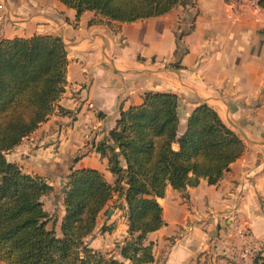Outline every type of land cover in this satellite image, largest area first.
Returning a JSON list of instances; mask_svg holds the SVG:
<instances>
[{
    "label": "crops",
    "instance_id": "crops-1",
    "mask_svg": "<svg viewBox=\"0 0 264 264\" xmlns=\"http://www.w3.org/2000/svg\"><path fill=\"white\" fill-rule=\"evenodd\" d=\"M256 2L195 0L193 8L177 6L148 19L88 24L92 12L75 19L74 10L57 0H0V39L52 34L65 44V82L53 111L5 153L54 189L59 179L55 234L68 170L95 168L112 183L96 143L107 136L119 111L139 104L144 92L167 91L177 96L178 132L204 101L241 137L244 149L215 185L200 178L184 190L165 186L156 198L163 224L141 241L151 243L149 264H252L264 254V8ZM121 210L106 212L105 223H118L112 233L98 235L99 242L91 238V247L102 250L113 238L117 257L127 236ZM243 229L250 253L241 250Z\"/></svg>",
    "mask_w": 264,
    "mask_h": 264
},
{
    "label": "trees",
    "instance_id": "trees-1",
    "mask_svg": "<svg viewBox=\"0 0 264 264\" xmlns=\"http://www.w3.org/2000/svg\"><path fill=\"white\" fill-rule=\"evenodd\" d=\"M57 1L73 9L75 19L92 12L88 24L130 23L164 15L177 6H195V0ZM256 3L264 8V0ZM66 63L65 44L58 35L0 39V261L149 264L151 243L141 241L163 224L156 198L165 186L184 190L200 178L217 184L242 153L244 142L204 101L193 107L178 132L176 94L146 91L139 104L119 111L107 136L95 145L113 182L95 168L68 170L64 210L55 234L53 221L47 226L50 216L41 201L51 185L41 175L22 171L5 153L51 114L63 92ZM113 193L117 196L111 206L124 210L127 231L117 257L101 253L86 239ZM252 264H264V254H257Z\"/></svg>",
    "mask_w": 264,
    "mask_h": 264
},
{
    "label": "rangeland",
    "instance_id": "rangeland-1",
    "mask_svg": "<svg viewBox=\"0 0 264 264\" xmlns=\"http://www.w3.org/2000/svg\"><path fill=\"white\" fill-rule=\"evenodd\" d=\"M59 177H61V176H59ZM66 181H67V178H66V180H63V183H65ZM60 186L61 185H60V182L58 179L56 189H54L51 185L52 189L47 194L41 196V201L43 203V207L50 216V220L48 222L49 225H51L52 221H53V225H54V222L57 219V215L59 214V210L61 209V206H60V204H61V202H60ZM64 187L65 186H63V188ZM111 204H112V201L111 200H110V202L108 201V203L106 204L104 209L98 215V217L96 219L95 227L93 229V233H91V235L87 238L88 241H90L91 238L97 237V242H99L101 240V237H99L98 235H102V234L105 235L106 233L107 234L112 233V229L118 223L117 219H115L111 223H105V221L107 219L106 218V212H108L110 209H116L117 208V207L111 206ZM120 211H122V210L120 209ZM122 212L119 213V216L122 215ZM110 215H111V213H109L108 217H110ZM111 226H112V229H111ZM108 241L111 242L110 244H107V245H109L108 247H103L102 250H98L97 248H95V249L100 251L101 253L106 254V255H108V253H110L112 251L111 255H114L115 254V246L111 245L113 243L114 239L109 238ZM96 244H97V246H99L98 243H96ZM110 245L112 247H110ZM104 248H105V250H104Z\"/></svg>",
    "mask_w": 264,
    "mask_h": 264
},
{
    "label": "built area",
    "instance_id": "built-area-1",
    "mask_svg": "<svg viewBox=\"0 0 264 264\" xmlns=\"http://www.w3.org/2000/svg\"><path fill=\"white\" fill-rule=\"evenodd\" d=\"M239 235H241L242 238L245 240L243 245H242V248H241L242 253H250L252 251V249H251L252 247H251V244L248 243L246 240V237L248 235L247 232L243 229V230L239 231Z\"/></svg>",
    "mask_w": 264,
    "mask_h": 264
},
{
    "label": "water",
    "instance_id": "water-1",
    "mask_svg": "<svg viewBox=\"0 0 264 264\" xmlns=\"http://www.w3.org/2000/svg\"><path fill=\"white\" fill-rule=\"evenodd\" d=\"M121 184L123 185L124 188L126 187V184H124V182H122Z\"/></svg>",
    "mask_w": 264,
    "mask_h": 264
}]
</instances>
